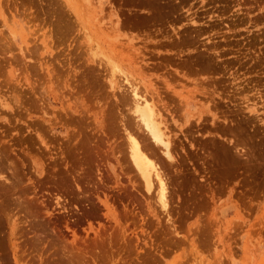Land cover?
Segmentation results:
<instances>
[{"label": "rangeland", "instance_id": "374dc122", "mask_svg": "<svg viewBox=\"0 0 264 264\" xmlns=\"http://www.w3.org/2000/svg\"><path fill=\"white\" fill-rule=\"evenodd\" d=\"M0 264H264V0H0Z\"/></svg>", "mask_w": 264, "mask_h": 264}, {"label": "bare ground", "instance_id": "6f19581e", "mask_svg": "<svg viewBox=\"0 0 264 264\" xmlns=\"http://www.w3.org/2000/svg\"><path fill=\"white\" fill-rule=\"evenodd\" d=\"M134 102L136 111L139 113L138 117L143 122V125L149 130L152 137L168 146V142L165 141L166 138L164 137V132L162 133L160 128L159 116L155 115V110L151 107L148 98L146 96H141L140 98H136ZM128 139L130 142L129 145L131 148L132 159L140 173L143 174L147 185L150 187L153 177L152 174L155 173L154 175H156L158 178L160 175L156 171L155 165L144 156L139 141L131 134H129ZM163 182L160 181L159 183V189L161 190V193L165 190V185Z\"/></svg>", "mask_w": 264, "mask_h": 264}]
</instances>
